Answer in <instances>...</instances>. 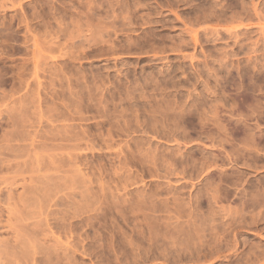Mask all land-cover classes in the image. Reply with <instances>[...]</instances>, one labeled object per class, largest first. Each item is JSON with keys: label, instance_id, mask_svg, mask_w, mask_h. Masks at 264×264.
Segmentation results:
<instances>
[{"label": "rangeland", "instance_id": "1", "mask_svg": "<svg viewBox=\"0 0 264 264\" xmlns=\"http://www.w3.org/2000/svg\"><path fill=\"white\" fill-rule=\"evenodd\" d=\"M0 264H264V0H0Z\"/></svg>", "mask_w": 264, "mask_h": 264}, {"label": "bare ground", "instance_id": "2", "mask_svg": "<svg viewBox=\"0 0 264 264\" xmlns=\"http://www.w3.org/2000/svg\"><path fill=\"white\" fill-rule=\"evenodd\" d=\"M87 3H89V2H87ZM103 144H104V143H103ZM177 145H178V144H177ZM105 148H106V147H105ZM91 150H92V149H91ZM75 158H76V157H75ZM72 159H73V158H72ZM76 169H77V168H75V170H76ZM76 171H79V170H76ZM80 171H81V170H80ZM82 180H83V179H82ZM82 183H83V182H82ZM85 183H86V181H85ZM86 190H87V189H85V191H86ZM200 191H201V190H200ZM205 193H206V192H205ZM86 194H87V193H86ZM86 194H84V195H86ZM153 195H154V194H153ZM205 195H206V194H205ZM121 196H122V195H121ZM199 196H200V195H199ZM199 196H198V197H199ZM154 197H155V196H154ZM201 197H202V196H201ZM173 198H174V196H173ZM211 198H212V197H211ZM147 199H148V198H147ZM176 199H177V198H176ZM189 199H190V198H189ZM149 201H150V200H149ZM161 201H162V200H161ZM168 201H169V200H168ZM176 201H178V200H176ZM196 201H197V200H196ZM212 201H213V198H212ZM212 201H211V202H212ZM140 202H141V201H140ZM166 202H167V201H166ZM187 202H188V201H187ZM194 202H195V201H194ZM215 202H216V201H214V203H215ZM161 203H162V202H161ZM168 203H169V202H168ZM182 203H183V202H182ZM151 204H152V203H151ZM176 204H178V203L176 202ZM183 204H184V203H183ZM209 204H210V203H209ZM152 205H153V204H152ZM170 205H171V204H170ZM172 205H173V204H172ZM153 206H156V203H155V205H153ZM161 206H162V205H161ZM214 206H216V204H215ZM163 207H164V206H163ZM172 207H173V208H174V207L177 208V207H179V206L173 205ZM180 207H182V206H180ZM187 207H188V206H187ZM187 207H186V208H187ZM168 208H170V207H168ZM176 208H175V209H176ZM183 208H184V207H183ZM183 208H182V209H183ZM213 208H214V207H213ZM217 208H218V207H217ZM156 209H157V208H156ZM162 209H163V208H162ZM164 209H166V208H164ZM175 209H173V210L175 211ZM187 209H188V208H187ZM178 210H179V209H178ZM185 210H186V209H185ZM188 210H190V209H188ZM209 210H210V209H209ZM216 210H217V209H216ZM216 210H215L214 212H216ZM159 211H162V210H159ZM180 211H181V210H180ZM210 211H212V210H210ZM221 211H223V210H221ZM221 211H220V212H221ZM224 211H225V210H224ZM166 212H167V211H166ZM168 212H169V210H168ZM168 212H167V213H168ZM176 212H177V211H176ZM176 212H175V214H176ZM225 212H226V211H225ZM225 212H224V213H225ZM153 213H154V212H152V214H151L152 216L156 215V214H153ZM159 213H160V212H159ZM169 213H170V212H169ZM169 213H168V214H169ZM172 213H173V212H171V214H172ZM179 213H180V212H179ZM194 213H195V212H194ZM197 213H198V212H197ZM212 213H213V212H212ZM221 213H222V212H221ZM224 213H223V215H224ZM175 214H174V215H175ZM214 214H215V213H214ZM214 214H213V215H214ZM235 214H236V213H235ZM139 215H140V214H139ZM178 215H180V214H178ZM223 215H222V216H223ZM225 215H227V214H225ZM225 215H224V216H225ZM258 215H259V214H258ZM147 216H148V215H147ZM164 216H165V214H164ZM176 216H177V214H176ZM214 216H215V215H214ZM234 216H235V215H234ZM253 216H254V215H253ZM260 216H261V215H260ZM154 217H155V216H154ZM154 217H153V218H154ZM161 217H162V216H161ZM165 217H167V216H165ZM168 217L171 218V219H169ZM168 217H167L168 220H172V219L174 218L173 216H172V217L168 216ZM180 217H181V219L184 218V217L181 216V215H180ZM182 217H183V218H182ZM185 217H186V216H185ZM196 217H197V216H196ZM209 217H210V216H209ZM212 217H213V216H212ZM212 217H211V218H212ZM218 217H219V216H218ZM255 217H256V216H255ZM147 218H148V217H147ZM158 218H160V217H158ZM167 218H166V219H167ZM187 218H188V217H186V219H187ZM192 218H193L192 220H195V217H194V216H193ZM213 218H214V217H213ZM227 218H228V217H227ZM236 218H237V217H236ZM148 219H149V218H148ZM166 219L164 218V219H162V220L164 221V220H166ZM176 219H177V218L173 219L174 222H172V221H171L170 223H168V221H167V222L164 221V222H165V223H168V224H171L170 226H172L173 223L175 224V222H176V224H178L177 221H175ZM178 219L180 220V218H178ZM178 219H177V220H178ZM208 219H209V218H208ZM230 219H231V218H230ZM250 219H252V218H250ZM254 219H255V218H254ZM256 219H257V218H256ZM258 219H259V216H258ZM156 220H157V219H156ZM159 220H160V219H159ZM162 220H161V221H162ZM201 220H202V219H201ZM211 220H213V219H211ZM214 220H216V219H214ZM252 220H253V219H252ZM195 221H196V220H195ZM195 221H192V222H195ZM208 221H209V220H208ZM216 221H217V220H216ZM219 221H220V220H219ZM250 221H251V220H250ZM253 221H254V220H253ZM148 222H149V221H148ZM164 222H162V223H164ZM198 222H199V221H198ZM209 222H210V221H209ZM211 222H212V221H211ZM217 222H218V221H217ZM228 222H229V221H228ZM239 222H240V221H239ZM160 223H161V222H160ZM180 223H181V222H180ZM180 223H179V224H180ZM184 223H185V222H184ZM184 223H181L180 225H178V228H179L180 226L182 227ZM186 223H187V222H186ZM190 223H191V222H190ZM195 223H197V222H195ZM200 223H201V222H200ZM200 223H199V224H200ZM224 223H225V222H224ZM229 223H230V222H229ZM251 223H253V222H251ZM145 224H146V223H145ZM206 224H208V223H206ZM210 224H211V223H210ZM213 224H214V223H213ZM220 224H221V223H220ZM148 225H149V224H148ZM163 225H166V224H163ZM186 225H188V224H186ZM197 225H198V224H197ZM222 225H224V224H222ZM226 225H227V223H226ZM228 225H229V224H228ZM145 226H146V225H145ZM154 226H155V225H154ZM166 226H168V225H166ZM175 226H177V225H175ZM204 226H205V225H204ZM210 226H211V225H210ZM213 226H214V225H213ZM216 226H217V225H216ZM151 227H153V226L151 225ZM187 227H189V226H187ZM187 227H186V228H187ZM211 227H212V226H211ZM223 227H224V226H223ZM223 227H222V228H223ZM249 227H250V226H249ZM156 228H158V227H156ZM160 228H161V227H160ZM160 228H159V229H160ZM163 228H164V227H163ZM169 228H171V227H169ZM169 228H168V229H169ZM175 228H176V227H175ZM227 228H228V227H227ZM181 229H182V228H181ZM189 229H190V228H189ZM198 229H199V228H198ZM198 229L196 228L195 231L198 230ZM151 230H152V229H151ZM164 230H165V228H164ZM225 230H226V229H225ZM225 230H224V231H225ZM229 230H230V229H229ZM154 231H155V230H154ZM174 231H176V230H173V233H175ZM177 231H178V230H177ZM177 231H176V232H177ZM180 231H181V230H180ZM187 231H188V230H187ZM191 231H192V230H191ZM193 231H194V230H193ZM193 231H192L191 233H193ZM226 231H227V230H226ZM151 232H152V231H150V233H151ZM183 232H184V231H183ZM231 232H232V231H231ZM231 232H230V233H231ZM156 233H157V232H156ZM165 233H166V232H165ZM188 233H189V232H187V233L185 234V236H186ZM201 233H202V231H201ZM222 233H224V232H222ZM222 233H221V234H222ZM159 234H160V233H159ZM170 234H171V236L173 235L172 233H170ZM179 234H180V233H179ZM182 234H184V233H182ZM189 234H190V233H189ZM195 234H196V233L191 234V235L194 236ZM237 234H239V233H237ZM54 235H55V234H54ZM149 235H150V234H149ZM177 235H178V232H177ZM177 235H176V236H177ZM180 235H181V234H180ZM191 235H190V236H191ZM154 236H155V238L159 237V236L156 237V234H155ZM163 236H164V235H163ZM190 236L185 237V239H187V238L189 239ZM192 236H191V238H192ZM196 236H197V235H196ZM198 236H201V235L199 234ZM216 236H217V235H216ZM216 236H214V237H216ZM183 237H184V236H183ZM194 237H195V236H194ZM155 238H154V239H155ZM180 238H181V237H180ZM191 238H190V239H191ZM196 238H197V237H195L194 240H196ZM199 238H200V237H199ZM217 238H218V237H217ZM164 239H165V236H164ZM164 239H163V240H164ZM172 239H173V238H172ZM65 240H66V239H65ZM155 240H156V239H155ZM155 240H154V241H155ZM168 240H169V239H168ZM176 240H177V239H176ZM176 240H173V242H175ZM179 240H180V239H179ZM182 240H184V239L182 238L181 241H182ZM150 241H151V243H152V240H151V239H150ZM196 241H198V240H196ZM200 241H201V240H200ZM217 241L219 242L220 240H217ZM179 242H180V241H178V244H181V243H179ZM188 242H191V241H188ZM201 242H202V241H201ZM214 242H216V241H214ZM230 242H231V241H230ZM65 243H66V242H65ZM162 243H163V242H162ZM168 243H169V241H168ZM191 243H193V238H192V242H191ZM170 244H171V243H170ZM178 244H177L176 246H178ZM186 244H187V243H186ZM188 244H189V243H188ZM188 244H187V245H188ZM194 244H195V243H194ZM194 244H193V245H194ZM198 244H199V242H198ZM202 244H203V242H202ZM215 244H216V243H215ZM219 244H220V242H219ZM231 244H232V243H231ZM190 245H191V244H190ZM190 245H189V246H190ZM199 245H200V244H199ZM163 246H164V245H163ZM168 246H170V245H168ZM179 246H180V247H183L184 245L182 244V245H179ZM179 246H178V247H179ZM196 246H197V245H196ZM202 246H203V245H202ZM217 246H218V245H217ZM71 247H72V246H71ZM194 247H195V246H194ZM187 248H189V247H187ZM214 248H215V247H214ZM216 248H217V247H216ZM74 249H75V248H74ZM163 249H164V248H163ZM178 249H179V248H178ZM194 249H196V248H194ZM179 250H180V249H179ZM186 251H187V250H186ZM197 251H198V250H197ZM163 252H164V251H163ZM215 252H216V251H215ZM217 252H218V251H217ZM181 253H182V252H181ZM162 254H164V253H162ZM233 255H234V254H233ZM176 256H177V254H176ZM181 256H182V255H181ZM190 256H191V255H190ZM214 256H215V254H214ZM166 257H167V256H165V258H166ZM187 257H189V256H187ZM188 259H189V258H188ZM197 259H198V256H197ZM195 262H196V260H195Z\"/></svg>", "mask_w": 264, "mask_h": 264}]
</instances>
